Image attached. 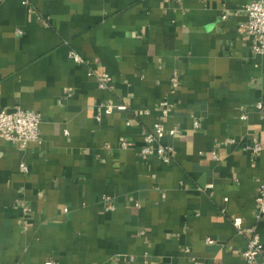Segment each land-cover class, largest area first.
<instances>
[{
	"label": "crops",
	"instance_id": "1",
	"mask_svg": "<svg viewBox=\"0 0 264 264\" xmlns=\"http://www.w3.org/2000/svg\"><path fill=\"white\" fill-rule=\"evenodd\" d=\"M249 1L0 0V110L43 116L41 143L0 137V264H248L233 217L264 244V54L243 26ZM101 102L128 109L98 120ZM160 119L180 129L163 138L169 163L141 156Z\"/></svg>",
	"mask_w": 264,
	"mask_h": 264
},
{
	"label": "built area",
	"instance_id": "2",
	"mask_svg": "<svg viewBox=\"0 0 264 264\" xmlns=\"http://www.w3.org/2000/svg\"><path fill=\"white\" fill-rule=\"evenodd\" d=\"M28 2V0H25ZM247 19L243 24L246 32L251 38L252 49L256 53L264 54V0H250L245 4ZM21 32V30H19ZM71 57L77 62H85V58L75 50L70 51ZM91 75H96L99 86L102 88H112L113 77L107 71H90ZM172 91L177 90L181 84V74L178 71L173 72L170 77ZM256 108L264 116V99H259ZM128 105L125 103L111 104L101 102L97 105L96 118L101 120L104 114L110 115L116 110H127ZM161 110L163 116L167 117L175 110V105L168 99L161 101ZM241 117L246 119L247 112H242ZM43 116L40 112L32 109L24 108L17 105L13 110H0V137L19 144L25 149L31 142H42L41 123ZM194 126L200 128L202 126L201 118L194 120ZM180 129L172 127L167 129L163 120L154 122L153 129L145 133V144L141 149V156L147 158L149 155L156 154L164 162L169 163L172 160L174 146L163 141L166 134H176ZM232 141V139H227ZM130 141L126 138L121 139L120 147L128 148ZM263 146L259 142H254L251 149L254 153L261 152ZM213 156L218 158L216 151H213ZM20 169L24 174H29L30 166L27 160L23 159L20 163ZM227 199V198H226ZM107 210H115L116 205L113 203L110 196H106ZM225 209H223L224 211ZM30 207L24 204V212L27 215ZM255 216L260 219L264 216V182L261 183L259 193L256 198ZM233 223L237 231L246 237L247 246L243 251V256L248 264H255L262 257L264 264V244L261 241L260 235L257 232V226H247L244 224L243 217H233ZM209 242H213L208 238ZM45 264H61L56 259H48Z\"/></svg>",
	"mask_w": 264,
	"mask_h": 264
},
{
	"label": "trees",
	"instance_id": "3",
	"mask_svg": "<svg viewBox=\"0 0 264 264\" xmlns=\"http://www.w3.org/2000/svg\"><path fill=\"white\" fill-rule=\"evenodd\" d=\"M153 126H154V124L152 125V127L148 131H151L153 129Z\"/></svg>",
	"mask_w": 264,
	"mask_h": 264
}]
</instances>
